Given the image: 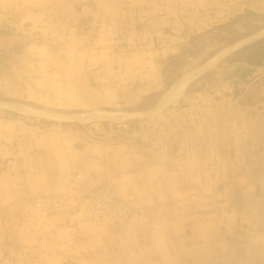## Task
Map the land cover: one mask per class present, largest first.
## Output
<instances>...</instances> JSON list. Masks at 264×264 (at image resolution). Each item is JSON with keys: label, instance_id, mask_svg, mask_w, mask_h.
Wrapping results in <instances>:
<instances>
[{"label": "rangeland", "instance_id": "obj_1", "mask_svg": "<svg viewBox=\"0 0 264 264\" xmlns=\"http://www.w3.org/2000/svg\"><path fill=\"white\" fill-rule=\"evenodd\" d=\"M28 3L0 0V172L14 175L18 168L47 157L50 147L71 132L85 134V145L134 158L139 185L130 189L132 205L138 206L134 201L147 196L156 200V206L170 209L166 217H175L173 221L183 217L182 230L171 228L168 237L170 255L179 264H264V34L190 75L178 96L149 112L184 74L261 31L264 0L204 1L198 20L192 21L196 28L178 35L185 38L184 46L163 71L166 79L160 93L132 105L119 95L115 102L91 107L82 104L81 85L101 91L104 85L120 86L125 80L118 72L119 80H107L102 86L91 77L62 78L72 71L84 78L94 69L87 71L78 63L80 43L69 49L62 36L52 39L47 49L31 48ZM46 50L52 56L49 65L41 62ZM47 66L55 71L54 91L50 90L54 95L49 98L42 75ZM98 110L113 115L89 119ZM115 184L113 178L103 179L80 197L85 203L91 194L110 191ZM38 196L26 201L25 207ZM146 203L139 205L143 208ZM18 214L17 208L0 207L1 243L12 240L10 221ZM206 246L210 253L205 261L199 248Z\"/></svg>", "mask_w": 264, "mask_h": 264}, {"label": "crops", "instance_id": "obj_2", "mask_svg": "<svg viewBox=\"0 0 264 264\" xmlns=\"http://www.w3.org/2000/svg\"><path fill=\"white\" fill-rule=\"evenodd\" d=\"M161 1L163 4H150L145 0H30V27L34 41L30 46L33 49H47L52 39H60L61 36L68 41L69 49L79 42L78 63L80 66L85 65L87 71H94L85 74L84 78L73 71L68 77L62 78L86 81L91 77L102 86L107 80H119L116 76L118 72L120 79L125 80L126 84L120 86H114L113 83L104 85L101 91L92 90L84 83L78 91H81L79 96L86 97L82 98L84 106L110 104L119 95L124 97L122 100L125 104L139 103L147 96L161 92L166 79L163 71L168 67L170 58H176L184 46L185 38L178 35L183 31L191 33L196 28L192 21L198 20L201 4L206 2ZM50 54L47 51L46 58L41 57V62L49 65L52 62ZM48 67L42 75L47 81L49 98L54 95L50 90L54 91L55 71H50ZM85 141V134L71 132L69 137H64L60 143L50 147L47 157L32 161L21 171L18 168L15 176L0 172V207H14L21 213L9 216L13 224V237L6 245L0 242V264H83V261L92 260L95 264H126L132 252H139L152 241L141 239L140 236L127 237L129 233L125 232L126 228L117 232L118 236L124 237L125 243L118 236L109 241L106 237L111 233L101 235L100 239L91 232L83 233L81 227L84 219L80 209L83 208V200L80 193L90 191L103 179L113 177L123 181L127 188L133 189L139 185L131 155L115 154L107 148L104 152V148L85 145ZM78 170L89 177L79 182V185H71L72 176ZM46 194H63L71 200L70 205L43 222L26 221L22 215L26 201ZM11 197L14 199L11 200ZM155 201L153 198L152 202L146 203L143 211L147 213V210H152L153 215L164 206H156ZM166 218L170 221L175 219L170 216ZM171 232L170 225L164 233L166 238L171 236ZM148 258L160 260L161 255L158 252L149 253Z\"/></svg>", "mask_w": 264, "mask_h": 264}, {"label": "bare ground", "instance_id": "obj_3", "mask_svg": "<svg viewBox=\"0 0 264 264\" xmlns=\"http://www.w3.org/2000/svg\"><path fill=\"white\" fill-rule=\"evenodd\" d=\"M121 1V0H119ZM148 1L150 4L153 3L156 0H145ZM264 34V28L251 35L250 37H246L245 39H242L239 42H236L234 45H231L230 47H226L227 49H225L224 51L218 53L214 58L209 59L208 62H206L205 64H203L201 67H199L197 70L195 69L193 72L190 73H186L184 74L182 77L179 78V80H177L167 91V93L165 94V96L157 103V106L155 107L154 110H151L149 112L155 111L157 112L159 109H161L165 104H167V102L170 99L175 98L176 96H178L184 89L185 85L187 84L188 77L190 75L194 76L196 74H198L199 72H201L202 70H204L207 66L211 65L216 59H218L224 52L233 49L234 47L244 44L247 41H250L256 37H258L259 35ZM192 71V70H191ZM1 103V102H0ZM5 103V102H3ZM9 103V102H8ZM17 105V104H15ZM10 106V105H7ZM32 109V108H30ZM25 110V109H24ZM29 110V108H28ZM33 110V109H32ZM37 110V109H36ZM28 112V111H27ZM41 113V110L38 111ZM37 112V113H38ZM43 112V111H42ZM47 112V111H46ZM133 112V111H132ZM154 112V113H155ZM33 113V112H32ZM35 113V112H34ZM44 113V112H43ZM102 113H106L108 115H113L112 112H107V111H94L92 113L89 114V119L91 116H96L98 114H102ZM123 112L122 115H124ZM139 113V112H138ZM47 114V113H46ZM128 114V113H127ZM130 114V113H129ZM133 114V113H131ZM140 114V113H139ZM148 114V113H147ZM53 115V114H50ZM56 115V114H55ZM76 115V114H75ZM134 115V114H133ZM151 115V114H150ZM59 116V115H58ZM68 116V115H67ZM71 116V118H73V114L69 115ZM77 116V115H76ZM83 116V115H82ZM64 116H62L63 118ZM84 117V116H83ZM75 118V116H74ZM77 119V118H76ZM83 119V118H82ZM85 119V118H84ZM88 120V119H87ZM125 159V158H124ZM86 162V161H85ZM98 163V162H97ZM92 165V164H91ZM101 165V164H100ZM99 166V165H98ZM100 170V166L98 167ZM86 169V168H85ZM118 169V168H117ZM90 170V169H89ZM76 172V171H75ZM97 175V174H96ZM74 184L79 185V182L84 181V179H87V177H89L88 175H85V173L81 170H78L74 175ZM132 176V175H131ZM128 178V177H127ZM92 179V178H91ZM118 179V178H117ZM116 178L113 177V180L115 181V185L114 187L110 188V191L108 189L105 190H100L98 192H95L91 195L96 197H101L103 199H114L115 201V206L116 208L119 210L122 208L120 201L125 204L126 206H128V211L119 213L118 211H108L106 212L102 217H94L93 216V205H92V201L89 199L87 200L84 204L82 203V207L80 208L83 211V224H82V231L83 233H88L91 232L93 235L99 237L101 235H106L108 233V236L106 238L109 239V241L114 240L113 237L114 236H118L117 232L120 229L126 228L125 232L129 233V236L127 237H131V238H138V236L141 237V239H150L152 241H150V243H148V245H145L143 248H141V250L139 252H132L131 256H129L130 258L127 260L126 264H179L181 263L177 257H172L170 255V251H169V244H168V240L169 238H166V236L164 235L165 231L168 230V228L171 225V228H173L172 230H180L181 226H182V220L180 218H176L175 221H170L169 219H166V213H169L171 211H169L170 209L166 208L165 206L159 208L155 214H151V215H147L145 211L142 210V205L139 203H143V202H152V198H149L147 196H143L142 200H139L137 202V200H135L134 202H136L138 204L137 205H132L130 203V201L128 200V198H130L132 201L133 199L130 197L131 193H130V189L131 188H127L126 184L122 183L121 181H117ZM120 179V178H119ZM94 181V180H93ZM132 181V180H131ZM130 181V182H131ZM99 182V181H98ZM129 182V181H128ZM85 183V182H84ZM134 190H136V186L133 187ZM82 192V191H81ZM71 193V192H70ZM80 193V192H79ZM141 193V192H140ZM73 194V192H72ZM81 194V193H80ZM51 197H57V200H55L54 202L56 203L55 205L52 206V210L49 211L48 213H43L40 210V206L37 205L38 202H43V198H47L48 200H51ZM40 199V200H39ZM70 199H68L67 196L63 195V194H46V195H42V196H38L36 197L34 200L30 201L28 203V205L25 207V220L26 221H30L33 222L35 221H42L44 219H47V217L53 215L54 213H56L57 211H59L62 208H66L70 205ZM73 203V201H72ZM72 205V204H71ZM177 209V208H176ZM182 209V208H181ZM122 211V210H120ZM178 212V211H177ZM172 213V212H171ZM77 214V213H76ZM178 215V214H177ZM80 219V218H79ZM24 220V219H23ZM46 221V220H45ZM21 222V221H20ZM43 222V221H42ZM80 222V223H82ZM34 223V222H33ZM201 223V222H200ZM36 224V223H35ZM45 224V223H43ZM42 224V225H43ZM198 224V223H197ZM207 224V223H206ZM27 225V224H26ZM48 225V224H47ZM34 226V225H33ZM37 226V225H36ZM45 226V225H44ZM42 227V226H41ZM77 227H79L77 225ZM178 227H180L178 229ZM30 228V227H29ZM26 228V229H29ZM33 228V227H32ZM79 228V229H81ZM21 229V228H20ZM35 229V228H34ZM78 229V228H77ZM197 229V228H196ZM195 229V230H196ZM203 229V228H202ZM182 230V229H181ZM26 231V230H25ZM40 231V230H39ZM81 231V230H80ZM29 232V231H28ZM78 232V231H76ZM22 233V232H21ZM24 233V232H23ZM26 233V232H25ZM35 233V232H34ZM38 233V232H37ZM79 233V232H78ZM69 234V233H68ZM75 234V233H74ZM82 234V233H81ZM117 234V235H115ZM31 235V234H29ZM33 235V234H32ZM127 235V234H126ZM198 235V234H197ZM201 235V234H199ZM205 236V235H204ZM72 237V236H71ZM90 237V236H89ZM121 241L123 243H125V239L122 235L118 236ZM169 237V236H168ZM23 238V237H22ZM21 238V239H22ZM92 238V237H91ZM89 238V239H91ZM211 238V237H210ZM29 239V237H28ZM31 239V238H30ZM29 239V240H30ZM205 239V238H204ZM32 240V239H31ZM21 241V240H19ZM35 241V240H34ZM33 241V242H34ZM93 241V239H92ZM134 241V240H133ZM32 242V243H33ZM73 242V241H72ZM100 243V242H99ZM20 244V243H19ZM97 244V243H96ZM209 244V243H208ZM204 245V244H203ZM114 246V245H113ZM104 247V246H103ZM102 247V248H103ZM29 248V247H28ZM104 249V248H103ZM200 253L199 255L202 257L203 260H207L208 254L210 253L209 248L203 247V248H199ZM14 251V250H13ZM158 252L161 255L160 260H151L149 257V253H155ZM198 255V254H197ZM118 261V260H117ZM204 261V262H205ZM97 262V261H96ZM83 264H95V261H88V262H84ZM122 264V263H121Z\"/></svg>", "mask_w": 264, "mask_h": 264}, {"label": "built area", "instance_id": "obj_4", "mask_svg": "<svg viewBox=\"0 0 264 264\" xmlns=\"http://www.w3.org/2000/svg\"><path fill=\"white\" fill-rule=\"evenodd\" d=\"M96 196L97 195L92 196V198L90 199L93 205V216L94 217H102L106 212L111 211V210L118 211L119 213L128 211V207L125 204H123L121 201H120V204L122 208L118 210L115 206L116 204H115L114 199L112 198L103 199L101 197H96ZM51 198H52L51 200H48L47 198H43V202L37 203V205L40 206L39 208L43 213L45 212L48 213L49 211H51L54 208V207L52 208V206L57 203V202L56 203L54 202L55 200H57L56 197H51Z\"/></svg>", "mask_w": 264, "mask_h": 264}]
</instances>
